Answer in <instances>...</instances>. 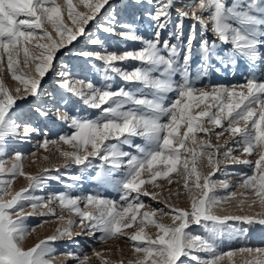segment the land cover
<instances>
[{"label":"snow or ice","instance_id":"obj_1","mask_svg":"<svg viewBox=\"0 0 264 264\" xmlns=\"http://www.w3.org/2000/svg\"><path fill=\"white\" fill-rule=\"evenodd\" d=\"M80 3L87 12L76 11L72 0H64L63 5L56 0H0V64L7 54V73L20 85L9 89L0 79V156L5 155L14 141H30L38 133L37 123L59 121L71 129L69 135L60 136V142L74 149L61 152L65 167L75 165L84 173L97 169L90 179L98 185L111 186L119 193L122 203L99 194L81 197L59 193L45 200L33 193L47 181L60 177L49 175L48 168L43 169L41 175L26 174L21 164L6 170L0 162V264H51L54 252L51 242L72 239L73 227L81 229L76 235L94 236L99 232L103 242L127 235V239L134 242V251L144 254L136 264H149V261L151 264H185L182 257H189L195 264H219L224 255L217 252L215 245L221 231L218 226L229 220L264 226V218L216 215L215 209L222 201L214 195V189L217 183L225 189L229 184L210 181V176L219 171L220 160L216 157L221 155L213 144V137L220 142L225 132L237 136L235 143L239 145L240 155L258 157L254 165L249 159L233 157V148L226 147L222 155L226 160L252 168L251 174L243 176L241 186L254 194L249 207L258 202L264 208V0H185L183 4H177L176 0H131L125 7L141 10L136 19L153 29L151 38L138 34L135 22L118 21L115 9L97 20L105 33L141 45L138 50H125L120 54L109 52L101 39L85 32L101 9L106 5L112 8L110 0H80ZM65 5L72 27L64 23ZM185 20L192 21L187 32ZM45 24L51 25L57 38L48 31L37 33ZM170 26L168 38H164ZM209 32L211 39L206 35ZM81 36L85 38V47L73 51L72 56L83 58L85 66L89 60L100 61L106 82L103 87L85 79H74L67 64L61 69L54 64L57 52ZM34 40L45 41L32 48L39 52L38 56L30 55L28 47ZM87 44L98 47L88 49ZM98 49H103V54ZM194 60L199 64L195 73ZM125 61L139 62V66L123 71L118 64ZM237 65L246 66L249 72L245 83L232 87L210 86V90L209 86H196V81ZM49 72L60 78L57 87L50 92L42 83ZM109 73L116 74L131 87L114 88L109 82L113 79ZM169 94H174V98L170 99ZM72 98L96 110L95 118L78 117L66 109L61 110V102L67 104ZM192 100L197 101L198 112L193 113ZM18 101H23L24 105ZM44 135L39 146L47 150L50 143L57 141ZM136 138L142 143H136ZM124 146L134 151H125ZM97 158L102 163L93 165L92 161ZM15 159L21 161L22 155L17 152ZM202 160H206L202 167L212 168V173L203 175L198 170L197 165ZM174 172H179L183 178L190 210L172 208L170 213H164L171 215L174 225L171 226L153 219L157 211L164 212V209L141 213L146 205L140 197L150 196L156 200L159 193L150 192L145 185L159 188L157 179H167ZM116 173L119 179H114ZM17 176L28 180L29 186L13 194L10 189ZM83 178L82 175L71 177L73 181ZM193 188L199 190V196ZM6 196L11 198L5 199ZM234 196L232 193L224 200ZM53 202L78 220H68L67 227L57 229V235L26 250L23 241L35 229L26 226V218L22 216L24 208H32L29 215L38 208L49 210L40 215H55L49 208ZM138 216L141 217L139 226L136 225ZM191 224L203 227L207 236L186 231ZM148 226L157 229L155 239L146 234ZM133 227L137 229L133 233L124 232ZM241 231L246 234L248 229ZM239 251L264 253V249L248 247ZM198 252L208 254V258L201 260L193 254ZM232 255V252L227 253L228 257ZM72 258L77 264H87L89 259L87 256Z\"/></svg>","mask_w":264,"mask_h":264},{"label":"rangeland","instance_id":"obj_2","mask_svg":"<svg viewBox=\"0 0 264 264\" xmlns=\"http://www.w3.org/2000/svg\"><path fill=\"white\" fill-rule=\"evenodd\" d=\"M59 4H64V0H56ZM177 4H183L185 0H176ZM131 0H110L112 8L107 5L104 9H101V13L97 14V19L92 20L88 23L85 28L87 35L92 38H99L103 41L105 48L109 52H116L120 54L125 50H138L141 45L139 42H132L125 40L116 35H110L105 33L97 24V20L100 16H107L113 13L117 14V20L121 23H133L135 22V27L138 34L145 36L146 38L152 37L153 29L149 27V24L136 19L141 10H136L133 8H126L125 6L130 4ZM72 4L76 11L85 13L88 11L80 0H72ZM23 17H21L22 19ZM173 18L175 19V13ZM147 20V17L144 18ZM64 23L68 27H72V22L67 18V7H64ZM192 23L191 20H185V31L187 32L188 25ZM104 24V21H101ZM119 28V25L117 26ZM171 30V26L168 30L164 32V38H168V31ZM38 34L42 31H48L52 34L53 38L56 37L55 31L52 29L51 25L45 24L43 29L36 30ZM209 39L212 38V34L209 32L206 34ZM175 43V40L171 41ZM36 43H45L44 40H34L30 45H28L30 50V55L38 56V51H32L33 46ZM85 47V38L83 36L78 37L77 40L73 41L71 45L62 48L56 54V59L54 64L57 69L63 68L65 64L68 65L69 69L73 73L74 79H85L86 81H91L97 87H103L105 81L103 79L104 71L103 66L98 60H89L85 66L83 63V58H76L72 56V52ZM98 46H93L87 44L88 49L97 48ZM103 54V49H98ZM198 59V58H197ZM23 62V53L21 51V67ZM123 71H131L133 66H139V62L125 61L118 64ZM199 64L193 63V72L197 70ZM7 54L3 56V62L0 64V79H3L5 86L9 89H15L20 86L11 77V74L7 73ZM25 71H28L25 69ZM31 74V73H30ZM112 75L113 79L109 81L113 84V87H131V85L126 84L119 76L114 73H109ZM259 75V71L257 73ZM249 75L246 70V66L237 65L235 68L229 67L228 69L222 70L220 73H212L208 77L202 80L196 81L197 87L204 86H216L223 85L226 87H232L233 85H240L245 83V77ZM59 76H52L49 72L44 81H42L44 88L47 91H52L53 88L57 87ZM169 98H174V94H169ZM19 104L24 105L23 101H18ZM193 105V113L198 112L200 109L196 108V100L190 101ZM201 108L203 105L200 106ZM67 110L71 115H76L83 118H95L96 110L88 109L82 104V102L77 101L72 98L67 104L61 102V110ZM227 125V122H224ZM38 133L33 136L30 141L21 142L14 141L11 143L6 150L5 155L0 156V162H3L4 168L10 170L14 164H21L22 170L26 174L30 175H41L43 174V169H50L49 175L60 177L59 180H49L41 188L37 189L33 195L43 197L45 200L48 197L59 193H68L72 196H86L89 194H99L103 198L115 200L118 204L122 203L119 201V193L116 192L111 186H101L90 179V176L94 174L95 168L89 169L87 173L82 172L80 167L69 164L65 167L66 161L61 155L63 151H74L69 145L60 142V136L69 135L71 129L68 128L66 124L59 121L55 123H37ZM219 132L221 129H215ZM43 133V134H42ZM49 140L57 141L56 144H49L47 150L40 147V143L45 139V135ZM202 136V134H200ZM239 139L237 136H230L225 132L224 136L221 137L220 142H216L213 137V144L219 149L221 155L218 158L220 160L219 171H215L213 175L210 176V181L219 182L227 181L229 188L225 189L219 183H217L214 189V195L217 199L222 201V204L215 209V214L221 217L224 216H250L256 219L264 218V215L258 216V213H264V208L257 202L256 204L249 207L252 200L255 199L254 194L251 191H246L245 188L241 186L242 178L245 174H251L252 168L249 165L235 163L234 160L225 159L222 153L225 148H233L232 156L239 157V159H249L252 161L253 165L255 163L256 156H246L240 155L239 145L235 142ZM136 143H142L140 138H136ZM125 151H134V149H129L124 146ZM199 151V149H197ZM20 153L22 155V160L17 161L15 159V154ZM35 153V155H33ZM47 157V159H44ZM93 165H99L102 163L98 158L92 161ZM202 164H206V160H202L198 163L197 168L202 172L203 175L212 173L214 170L210 167H202ZM162 167V166H161ZM59 169V171H56ZM82 175L84 178L81 181H73L72 176ZM147 178V174H144ZM8 178V177H4ZM119 173L114 175V179H119ZM194 179V177L192 178ZM169 180L173 183L169 184ZM157 184L160 185L159 188L153 187L152 185H145L150 192L159 193L156 200H152L151 197L141 196L146 207L141 209V213L147 211L151 212L153 210L164 209V212L157 211V214L153 219L157 222L172 225L171 215H165L164 213H170L172 208L178 209H189L190 201L188 199V193L183 186V178L179 172L172 173L167 179H157ZM203 183V181H201ZM68 185H72L71 188ZM29 186V181L23 176H17L10 189L11 193L20 191L21 189L27 188ZM191 186V182H190ZM193 192L199 196V190L193 188ZM235 193V196L231 199L224 200V197L231 196ZM135 195V194H134ZM10 196H6L5 199H10ZM243 202V203H241ZM50 209L55 211V215L51 213L46 215H40L39 213H48V209L38 208L35 213L30 206H26L22 212V216L25 217V224L29 229H35L30 235H28L23 241V247L27 250L30 247L35 246L41 240L53 235H57V229H63L67 227L68 220H78L74 214L69 213L66 209H62L57 202H53L49 205ZM63 217V219H61ZM13 219H16L14 216ZM141 217L138 216L136 225L139 226ZM178 223V222H177ZM221 231L215 241L217 252L224 255V258L219 262V264H252L253 261H259L260 264H264V253H252L240 252L239 249L248 247L252 249H264V226L259 224L248 225L240 221L229 220L224 225L218 226ZM248 229L245 234L242 229ZM136 227L124 229L126 234H131L136 231ZM186 231L192 233L193 235L207 236L204 228L195 224H191ZM77 232H81L80 228L73 227V237L72 239L63 238L57 239L51 242V247L54 249L53 257L51 259V264H77L72 257L87 256V264H136L138 259L143 257V253H136L133 248L132 241L127 239V235L118 236L117 238L110 239L106 242L100 240L101 233L97 232L94 236H89L86 234L76 235ZM148 236L153 239L157 236V229L152 226H148L145 229ZM228 252H232L231 257L227 256ZM94 253H100L101 255L97 257ZM71 254V255H69ZM198 255L201 260L207 259L208 254L198 252L193 253ZM185 264H195L189 257H182ZM150 264V261H149Z\"/></svg>","mask_w":264,"mask_h":264},{"label":"bare ground","instance_id":"obj_3","mask_svg":"<svg viewBox=\"0 0 264 264\" xmlns=\"http://www.w3.org/2000/svg\"><path fill=\"white\" fill-rule=\"evenodd\" d=\"M150 264H151V262H150Z\"/></svg>","mask_w":264,"mask_h":264}]
</instances>
